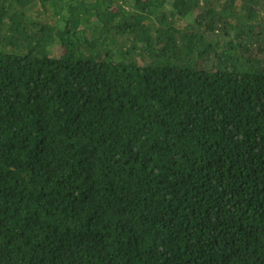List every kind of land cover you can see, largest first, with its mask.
I'll use <instances>...</instances> for the list:
<instances>
[{
  "label": "trees",
  "instance_id": "16d2710c",
  "mask_svg": "<svg viewBox=\"0 0 264 264\" xmlns=\"http://www.w3.org/2000/svg\"><path fill=\"white\" fill-rule=\"evenodd\" d=\"M0 264H264V0H0Z\"/></svg>",
  "mask_w": 264,
  "mask_h": 264
}]
</instances>
